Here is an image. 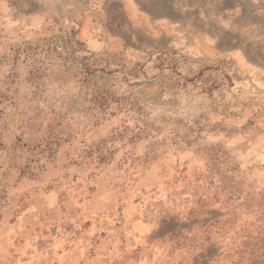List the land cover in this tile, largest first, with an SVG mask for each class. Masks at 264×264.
<instances>
[{"label":"rangeland","instance_id":"obj_1","mask_svg":"<svg viewBox=\"0 0 264 264\" xmlns=\"http://www.w3.org/2000/svg\"><path fill=\"white\" fill-rule=\"evenodd\" d=\"M0 264H264V0H0Z\"/></svg>","mask_w":264,"mask_h":264},{"label":"trees","instance_id":"obj_2","mask_svg":"<svg viewBox=\"0 0 264 264\" xmlns=\"http://www.w3.org/2000/svg\"><path fill=\"white\" fill-rule=\"evenodd\" d=\"M52 42H53V44H51V46L49 47V50H51L52 52L56 51V53L59 56L61 55V51L69 52V50H70L71 52H77L79 50L75 49L74 46L75 45L82 46V44H83L82 41H80L74 37L73 30H71L69 32L67 38L63 37V36H58ZM111 56H114V55H111ZM101 58H103V57H101ZM98 60L99 59H94L92 57V55L81 56V60L79 61V63L83 66L84 79H87V80L90 79V78H88L87 74H89L91 72L94 73V71L98 68V65H99ZM63 61L66 62L65 60H63Z\"/></svg>","mask_w":264,"mask_h":264}]
</instances>
